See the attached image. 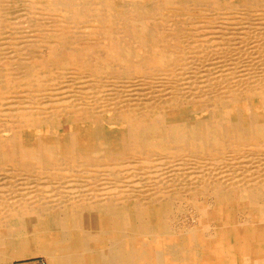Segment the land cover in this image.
Here are the masks:
<instances>
[{"label":"bare ground","instance_id":"6f19581e","mask_svg":"<svg viewBox=\"0 0 264 264\" xmlns=\"http://www.w3.org/2000/svg\"><path fill=\"white\" fill-rule=\"evenodd\" d=\"M32 256L264 264V0H0V264Z\"/></svg>","mask_w":264,"mask_h":264},{"label":"rangeland","instance_id":"374dc122","mask_svg":"<svg viewBox=\"0 0 264 264\" xmlns=\"http://www.w3.org/2000/svg\"><path fill=\"white\" fill-rule=\"evenodd\" d=\"M24 31H25L24 29H21L19 31H12L15 34L13 37L17 41L25 42L27 39H29L27 35H30V34ZM11 264H47V261H46V258L43 256H32V257L23 258V259L14 261Z\"/></svg>","mask_w":264,"mask_h":264}]
</instances>
